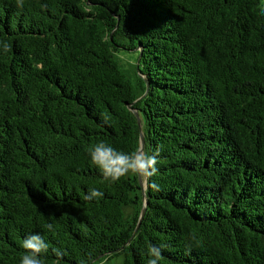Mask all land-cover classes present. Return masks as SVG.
I'll return each instance as SVG.
<instances>
[{
    "label": "trees",
    "instance_id": "trees-1",
    "mask_svg": "<svg viewBox=\"0 0 264 264\" xmlns=\"http://www.w3.org/2000/svg\"><path fill=\"white\" fill-rule=\"evenodd\" d=\"M0 41V264H264V0H0ZM140 133L159 191L90 162Z\"/></svg>",
    "mask_w": 264,
    "mask_h": 264
},
{
    "label": "clouds",
    "instance_id": "clouds-1",
    "mask_svg": "<svg viewBox=\"0 0 264 264\" xmlns=\"http://www.w3.org/2000/svg\"><path fill=\"white\" fill-rule=\"evenodd\" d=\"M17 7H23V0H17ZM0 46H2L5 53L11 51V44L7 41H0ZM103 118L107 122L108 117L104 116ZM88 155L91 164L99 169L105 181L115 183L129 174H135L150 181L149 186L153 191L160 190V186L151 180L158 172L156 167L159 156L158 149L153 155H149L139 148L132 152H123L118 151L109 143L99 141L89 147ZM102 196V191L96 188H89L84 199L91 201ZM46 228L48 231H52L53 225L49 223ZM21 247L24 249V253L20 257L19 264H44V260L49 253L54 257L55 264H62L65 256V252L62 249L50 248L48 241L38 232L26 236L22 241ZM163 247L164 245L149 246L147 264H159L162 260ZM89 261H91V264H96L92 260L91 254H89L87 261L81 260L80 264H88Z\"/></svg>",
    "mask_w": 264,
    "mask_h": 264
},
{
    "label": "rangeland",
    "instance_id": "rangeland-1",
    "mask_svg": "<svg viewBox=\"0 0 264 264\" xmlns=\"http://www.w3.org/2000/svg\"><path fill=\"white\" fill-rule=\"evenodd\" d=\"M125 59H126V61L129 63V62H132V61L134 62L135 57H134V59L129 58V57H125ZM124 70H125V72L128 74L129 79H131V80L133 81L132 75L129 74V73L127 72L126 66L124 67ZM142 180H143V178H141V181H142ZM100 264H121V258H119V257H117V258H113V259L110 260V261H103V262H101Z\"/></svg>",
    "mask_w": 264,
    "mask_h": 264
},
{
    "label": "water",
    "instance_id": "water-1",
    "mask_svg": "<svg viewBox=\"0 0 264 264\" xmlns=\"http://www.w3.org/2000/svg\"><path fill=\"white\" fill-rule=\"evenodd\" d=\"M137 124L140 125V122L139 120H137ZM139 139H140V150L143 151V147H144V139H143V135L140 133L139 135ZM139 182H140V186H142V183H141V179L139 177ZM143 211H144V207L142 209V212H141V215L143 214Z\"/></svg>",
    "mask_w": 264,
    "mask_h": 264
}]
</instances>
